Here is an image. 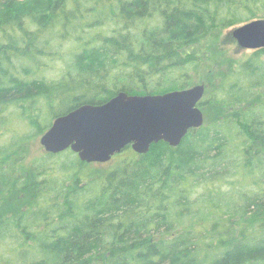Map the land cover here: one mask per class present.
I'll return each mask as SVG.
<instances>
[{"label": "trees", "instance_id": "16d2710c", "mask_svg": "<svg viewBox=\"0 0 264 264\" xmlns=\"http://www.w3.org/2000/svg\"><path fill=\"white\" fill-rule=\"evenodd\" d=\"M263 15L264 0L1 2L0 135L13 116L43 133L118 91L187 89L207 42ZM55 26L76 34L64 79L26 77L16 62L49 56ZM228 70L178 147L160 141L97 177L70 149L26 173L15 142L0 148V264H264V48Z\"/></svg>", "mask_w": 264, "mask_h": 264}, {"label": "water", "instance_id": "95a60500", "mask_svg": "<svg viewBox=\"0 0 264 264\" xmlns=\"http://www.w3.org/2000/svg\"><path fill=\"white\" fill-rule=\"evenodd\" d=\"M242 49L264 48V18L231 31ZM204 84L164 94L130 95L119 92L107 102L83 104L55 118L42 135L46 152L72 150L85 163H106L131 146L143 155L160 141L178 147L192 129L205 124L200 107Z\"/></svg>", "mask_w": 264, "mask_h": 264}, {"label": "rangeland", "instance_id": "374dc122", "mask_svg": "<svg viewBox=\"0 0 264 264\" xmlns=\"http://www.w3.org/2000/svg\"><path fill=\"white\" fill-rule=\"evenodd\" d=\"M8 0H0L1 2H7ZM19 1V0H18ZM260 18H264V15ZM259 19V18H256ZM244 24V23H242ZM242 24L236 25L234 27H230L222 31V35L219 36L217 39L213 41L215 47L218 50L212 48L211 42H207L206 52L202 54L194 64L193 72L191 73V85L193 87L195 85L204 84L206 88L205 95H207L208 91L212 89V86L217 83L220 84L221 77L218 75L219 72L228 70L232 65H234L235 60L247 58L252 54L253 50L251 49H242L237 44L236 40L231 39V31ZM31 29H35L34 26H30ZM60 27L54 31H50L47 34V37L53 38L54 44L50 47L47 46V54L45 56H39L38 59L34 62H27V60L21 61L18 60L16 62V67H25L28 66V70L30 72L29 75L26 77L30 78L31 76L35 77L36 79L45 78L47 81L50 82H57L62 80L64 74L67 72L68 64L70 63V58L73 56V52H75L76 43H75V33H73V28L69 30L73 33L71 39H60V34L58 33ZM104 31V30H103ZM96 32H99V29H94L91 31L90 37L95 36ZM108 32V30H107ZM106 32V33H107ZM212 49H215L213 51ZM73 58V57H72ZM229 71V70H228ZM64 79V78H63ZM80 92V91H79ZM84 92V91H83ZM108 98L107 95H100L99 99H106ZM39 102V100H38ZM38 105V104H37ZM213 111L211 112V114ZM49 119L46 120V117L42 122L46 120L49 122ZM55 118V117H54ZM54 121V119H53ZM52 121V123H53ZM51 123V124H52ZM10 127L12 130L7 132L8 130H4L5 127ZM42 126L39 129L37 128H28L23 123L19 122V119L15 116L11 118V121L5 122V126L2 131H5L4 134L0 135V148L5 149L7 151V146L10 143L15 142L14 146L17 152H21V158L24 156L25 159L23 163L19 162V168L22 167L24 172L29 173L28 169L32 168L37 164V160L40 159L45 153L46 150L43 145L40 143V139L42 135L46 132H41ZM13 146V147H14ZM139 154L133 150V148H129L126 151L121 152L114 156V158L106 163H88L82 170H79L80 173L85 175V173H92V176L97 177L100 173L116 168L121 165L122 161L124 162L126 159L129 158H139ZM65 157L63 156L62 161H64ZM57 160V159H56ZM60 178L59 180L62 181L68 177L63 175V170H55V174ZM25 175V174H24ZM22 177V174L20 176ZM85 178V177H84ZM86 179V178H85ZM2 248L0 246V252Z\"/></svg>", "mask_w": 264, "mask_h": 264}, {"label": "flooded vegetation", "instance_id": "af4514ba", "mask_svg": "<svg viewBox=\"0 0 264 264\" xmlns=\"http://www.w3.org/2000/svg\"><path fill=\"white\" fill-rule=\"evenodd\" d=\"M119 92H121V91H118L114 96H116ZM129 94V93H128ZM130 95H132V94H130ZM114 96H112L111 98H113ZM111 98H108V99H106L107 101L108 100H110ZM106 100H100V101H96L95 103H90V104H94V105H100V104H103V103H105V102H107ZM83 104H87V103H83ZM83 104H81V105H83ZM80 105V106H81ZM79 107V106H78ZM77 108V107H76Z\"/></svg>", "mask_w": 264, "mask_h": 264}]
</instances>
